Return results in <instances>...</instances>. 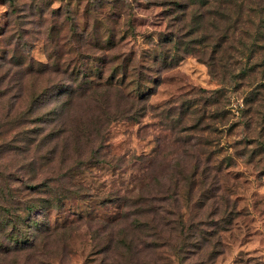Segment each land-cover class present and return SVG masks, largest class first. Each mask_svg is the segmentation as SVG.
Wrapping results in <instances>:
<instances>
[{
    "label": "rangeland",
    "instance_id": "obj_1",
    "mask_svg": "<svg viewBox=\"0 0 264 264\" xmlns=\"http://www.w3.org/2000/svg\"><path fill=\"white\" fill-rule=\"evenodd\" d=\"M204 2L0 0V72L29 65L47 71L45 80L54 84L48 107L66 96L69 82L79 91L88 81L120 84L126 94L145 97L150 105L138 120L124 118L109 125L104 147L112 163L91 164L75 173L74 182L89 190V198L69 199L58 211L39 213L38 222L52 227L73 222L78 228L62 264H95L90 258L99 235L123 241L134 237L135 246L148 241L142 217L129 213L124 202L146 190L142 185L147 188L150 182L143 174L152 162L158 171L168 169L174 163L172 152L199 148L213 152L222 167L219 180L213 181L211 173L203 194L194 192L192 201L185 191L169 206L168 218L176 233L200 216L203 230H217L218 247L196 255L191 246L178 257L170 245L154 241L159 264H264V0ZM196 21H201L199 29ZM188 48L191 52H184ZM248 54L253 59L241 58ZM75 106L79 112L87 103L80 100ZM218 111L227 112L217 120L209 117ZM17 140L11 130H0L4 166L15 161L14 153L5 150L15 151ZM181 157L175 162L191 164L192 158ZM169 184L158 180L160 188ZM179 211L185 214L183 225ZM223 214H232L230 223H220ZM35 216L22 215L18 230L11 224L14 236L0 230V250L18 247L32 233L28 218ZM145 252L135 260L147 256ZM99 258L94 257L96 263ZM17 260L12 253L0 254V264Z\"/></svg>",
    "mask_w": 264,
    "mask_h": 264
},
{
    "label": "trees",
    "instance_id": "obj_2",
    "mask_svg": "<svg viewBox=\"0 0 264 264\" xmlns=\"http://www.w3.org/2000/svg\"><path fill=\"white\" fill-rule=\"evenodd\" d=\"M200 2L205 4L204 0ZM176 21L181 22L180 18H176ZM200 23L201 21H196L198 29L201 27ZM215 49L219 52L217 47ZM184 52H191V49L188 48ZM219 54V59H223L222 53ZM177 55L182 56L180 51ZM253 57V54H248L241 58L249 61ZM3 58L7 60L6 56ZM243 72L244 76H247L246 68ZM46 74L47 71H35L32 65L26 68H6L4 72H0V130H11V133L18 137L16 150H5L14 153L15 161L11 166H4L0 162V230L6 231L7 236H14L13 228L18 230L22 215L36 213L33 220L27 217L28 223L32 222L34 227L32 233L19 242L18 247L7 246L0 250V254L12 253L15 259L18 258L15 263L9 264H62L68 249L75 242V232L78 228H74L73 222L62 227L38 222L39 213L58 211L69 199L89 198L86 196L89 190L74 182L75 173L91 164L112 163L106 160L109 151L106 152L104 147L109 125L124 118L138 120V117L145 116L150 111V105L144 102L145 97L129 96L120 84L90 81L79 91L69 82L66 96L48 107L54 84L45 80ZM80 100L86 102L87 107L78 112L75 103ZM226 112L218 111L209 117L217 120L220 119L219 115L225 116ZM214 124L216 122H210L209 125ZM209 141L214 139L209 138ZM193 147L196 148L194 144ZM195 151L172 152L170 158L174 163L169 165L168 169L158 171L151 161L147 168L148 173L143 174L150 182L148 187L142 185L146 189L142 194L135 193L130 197L131 203L124 202L129 213L142 217L139 221H142L147 230L144 238L149 240L143 239L135 246L134 237H127L123 241L109 235L106 238L99 235L93 239L91 262L159 264L161 255H154L155 248H158V242L154 241L158 240L165 247L170 245L168 248L178 257L191 246L195 248L196 255H205L209 248L218 247L217 230L213 228L211 233L203 230L201 226L205 224L200 216L196 215L191 225L181 227L176 233L174 226H171L172 221L168 218L172 214L169 206H175L179 198L185 196V191L189 201H192L194 192L203 194L211 173L213 181L219 180L222 167L213 160V152H207L203 148ZM6 154L10 155L7 152ZM181 155L192 158L191 164L183 166L176 163V160L182 159ZM209 163L213 164L215 172L210 170ZM158 180L164 183L169 180L170 184L166 188H160ZM219 196L229 200L222 192ZM214 197L213 195L212 198L216 201L217 198ZM165 199H169L168 204ZM144 200L147 203H144ZM177 214L183 225L185 214L180 211ZM231 216L232 214L220 215V223H230ZM80 217L81 221L83 218ZM88 219L90 217L84 219V223H87ZM11 224L13 228H9ZM172 237H175V240L171 241ZM120 246L123 250L119 249ZM141 250L146 251L147 256L142 254L141 259L136 261V256ZM95 256H100L97 263ZM22 257L26 259L25 262L20 261Z\"/></svg>",
    "mask_w": 264,
    "mask_h": 264
}]
</instances>
